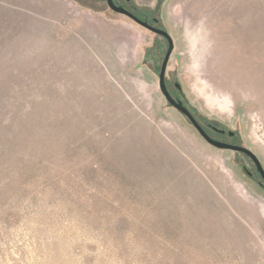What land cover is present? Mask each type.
Segmentation results:
<instances>
[{
	"label": "rangeland",
	"instance_id": "obj_1",
	"mask_svg": "<svg viewBox=\"0 0 264 264\" xmlns=\"http://www.w3.org/2000/svg\"><path fill=\"white\" fill-rule=\"evenodd\" d=\"M30 1L0 0V264H264V188L167 104L163 38L106 0ZM161 4L169 88L264 168V0Z\"/></svg>",
	"mask_w": 264,
	"mask_h": 264
},
{
	"label": "flooded vegetation",
	"instance_id": "obj_2",
	"mask_svg": "<svg viewBox=\"0 0 264 264\" xmlns=\"http://www.w3.org/2000/svg\"><path fill=\"white\" fill-rule=\"evenodd\" d=\"M127 2H129V0H125ZM168 0H156L155 2V6H154V9H153V12H143L141 13L140 16H136L138 17L141 21L143 22H146L149 26H152L154 28H157V29H160V30H163L165 31L166 33L167 30H165L161 24L163 23L162 22V17H161V11H159L160 7L162 6L161 3H165L167 2ZM114 2V1H113ZM115 3V2H114ZM159 3V6L157 8V5ZM117 4V3H115ZM129 11V10H128ZM132 13V12H131ZM159 14V17H157L156 15ZM144 28V27H143ZM146 30H149L147 28H145ZM150 31V30H149ZM152 32V31H150ZM154 33L155 35L163 38V40L165 41L166 43V49L162 52V58L159 62V64L157 65L159 67V71H160V67H161V64L163 62V59L166 55V52H167V49H168V39L161 35V34H158V33H155V32H152ZM169 34V33H168ZM171 37V36H170ZM172 39V38H171ZM172 44H173V49L169 55V59L167 61V65H166V69H165V73H164V82H165V85H166V89L169 93V95L171 96L172 99H174L176 102H181L182 106H184L188 111L189 113L191 114V116L194 118V120L198 123V125L201 127V129L206 133V135H208L210 138L212 139H215V140H218V141H222V142H225V143H228V144H232V145H238V146H241L242 143L238 141V133L236 131H232L230 129H227V128H224V127H220V125L217 124L216 121L212 120V119H209V118H206V117H203L201 116L199 113L196 112L195 108L192 106H189L186 102V99H185V96L183 95L182 91H180L178 89V87H176V82L175 80L172 81V86L175 88V90L177 91V94H175L170 88H169V83L170 81L168 79H177L175 76H170L169 73L167 74V67H168V64H169V61H170V58L173 54V50H174V42H173V39H172ZM159 71H158V76H159ZM179 84V83H178ZM167 104L169 106H171L168 102ZM182 114V113H181ZM183 115V114H182ZM185 118L186 116L183 115ZM187 119V118H186ZM188 120V119H187ZM189 121V120H188ZM190 123V121H189ZM191 124V123H190ZM192 125V124H191ZM193 126V125H192ZM232 151V150H231ZM235 153H238V154H241V155H244L251 163V165H246L244 163H241V169L250 177L254 176V175H257L259 177V181H258V184L264 188V181L262 180V178L260 177L258 171L256 170V167L254 165V163L252 162V160L246 155L244 154L243 152H240V151H233Z\"/></svg>",
	"mask_w": 264,
	"mask_h": 264
},
{
	"label": "water",
	"instance_id": "obj_3",
	"mask_svg": "<svg viewBox=\"0 0 264 264\" xmlns=\"http://www.w3.org/2000/svg\"><path fill=\"white\" fill-rule=\"evenodd\" d=\"M106 4L107 7L114 11L115 13L124 15L126 17H128L129 19H131L132 21H134L135 23H137L138 25L149 29L152 32L161 34L163 36H165L168 39V49L166 52V55L163 59V62L161 64L160 67V71H159V76H158V87L160 92L162 93V95L164 96L165 100L176 110H178L180 113H182L183 115L186 116V118L190 121V123L193 125V127L196 129V131L201 135V137L211 146L215 147V148H219V149H227V150H232V151H240L243 152L244 154H246L254 163L256 170L258 171L260 177L262 178V180L264 181V168L262 167L259 159L257 158V156L251 151L249 150L247 147L241 145H232V144H228L222 141H218L215 139L210 138L208 135H206V133L201 129V127L198 125V123L194 120V118L191 116V114L189 113V111L182 106L181 102H176L174 99L171 98V96L169 95L167 89H166V85L164 82V73H165V69H166V65H167V61L169 59V55L173 49V44H172V39L170 37V35L168 33H166L163 30L154 28L152 26H149L146 22L141 21L138 17H136L133 13H131L130 11H128L127 9L123 8L122 6H118L116 5L113 0H106ZM176 87H178V89L180 91H182L180 84L176 83Z\"/></svg>",
	"mask_w": 264,
	"mask_h": 264
},
{
	"label": "crops",
	"instance_id": "obj_4",
	"mask_svg": "<svg viewBox=\"0 0 264 264\" xmlns=\"http://www.w3.org/2000/svg\"><path fill=\"white\" fill-rule=\"evenodd\" d=\"M33 1L35 2L33 3ZM29 3H31V5H33L39 12L43 9L49 10L52 5L51 0H31Z\"/></svg>",
	"mask_w": 264,
	"mask_h": 264
}]
</instances>
